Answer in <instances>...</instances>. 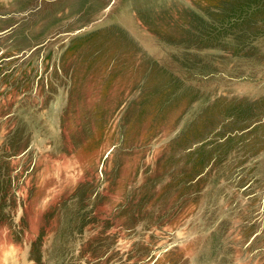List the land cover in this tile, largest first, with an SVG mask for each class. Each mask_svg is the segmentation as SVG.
<instances>
[{
    "label": "rangeland",
    "instance_id": "obj_1",
    "mask_svg": "<svg viewBox=\"0 0 264 264\" xmlns=\"http://www.w3.org/2000/svg\"><path fill=\"white\" fill-rule=\"evenodd\" d=\"M0 264H264V0H0Z\"/></svg>",
    "mask_w": 264,
    "mask_h": 264
}]
</instances>
